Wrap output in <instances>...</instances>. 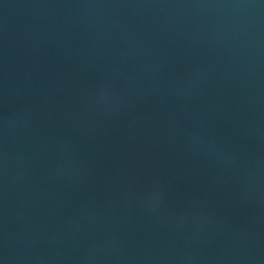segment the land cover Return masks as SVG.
<instances>
[{
    "label": "water",
    "instance_id": "1",
    "mask_svg": "<svg viewBox=\"0 0 264 264\" xmlns=\"http://www.w3.org/2000/svg\"><path fill=\"white\" fill-rule=\"evenodd\" d=\"M0 264H264V0H0Z\"/></svg>",
    "mask_w": 264,
    "mask_h": 264
}]
</instances>
